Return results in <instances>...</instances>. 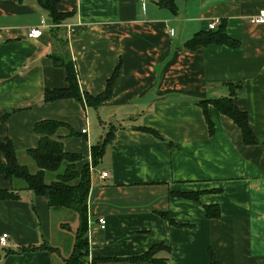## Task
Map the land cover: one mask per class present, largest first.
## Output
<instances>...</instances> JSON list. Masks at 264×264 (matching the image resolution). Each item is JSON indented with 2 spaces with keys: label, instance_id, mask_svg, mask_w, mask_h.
Here are the masks:
<instances>
[{
  "label": "crops",
  "instance_id": "crops-1",
  "mask_svg": "<svg viewBox=\"0 0 264 264\" xmlns=\"http://www.w3.org/2000/svg\"><path fill=\"white\" fill-rule=\"evenodd\" d=\"M170 1L58 0L68 16L53 38L36 0H0V140L8 138L33 172L24 151L37 144L34 123L61 121L73 133L58 130L64 151L80 156L76 168H89L88 264H210L209 249L219 264H264V24L250 22L264 0ZM214 20L236 46L184 48ZM29 27L40 36L27 38ZM62 50L86 95L101 94L117 66L99 106L42 102L44 89L66 86L64 67L51 59ZM218 97L245 112L254 143L244 144L233 120L211 104L208 131L196 101ZM109 125L113 139L93 164L90 146ZM9 188L0 176V189ZM205 205H216L219 217L205 216ZM63 212L26 189L0 199V233L9 236L0 264H64L75 235ZM70 219L77 226L75 214ZM41 240L55 251L17 253ZM154 244L165 246L154 260H128Z\"/></svg>",
  "mask_w": 264,
  "mask_h": 264
},
{
  "label": "trees",
  "instance_id": "trees-1",
  "mask_svg": "<svg viewBox=\"0 0 264 264\" xmlns=\"http://www.w3.org/2000/svg\"><path fill=\"white\" fill-rule=\"evenodd\" d=\"M58 0H36L38 6L42 7L49 16L53 26H50L53 38L56 37V28L68 13L59 12L56 9ZM159 4L169 5L170 0H157ZM216 27V28H215ZM212 30L199 31L184 43V48L195 49L199 45L218 44L227 47H234L237 41L229 38L224 30V22L220 21ZM60 38V37H59ZM62 38V36H61ZM61 44L65 45L66 37H63ZM52 62L55 65H61L65 69L66 86L58 89H44L42 102L55 101L60 98H74L83 102L85 105L97 107L101 101L110 94V84L117 71V66L112 72V76L108 79L105 89L101 94L91 96L80 92L77 84V76L75 75L74 64L69 60L66 50H62L57 55H51ZM201 109L204 122L209 132L213 131L212 124L206 114L207 104H211L219 113L233 120L235 125L242 132V140L244 144L254 143L255 136L250 131L247 124L245 112L240 111L235 104L232 103L231 97H218L216 99H201L196 101ZM8 114V113H7ZM63 128L66 134L73 136V133L61 121L45 119L38 121L33 125V131L38 135L37 144L31 149L24 151L29 161L35 165V170L31 171L30 167L20 162L16 150L13 149L8 138L0 140V153L3 161H0V176L7 179L10 183L9 189H0V199H17L19 189H26L35 195L47 196V206L54 209H68L75 214L77 226L75 228V237L72 250L62 260L64 264H88L86 257L88 256L86 230V198L90 183L89 168L84 165L81 169H77L75 161L80 156L64 151L61 143V135L58 130ZM143 129L142 127H139ZM147 131L156 132L146 129ZM103 137L95 145L90 146L91 162H98L103 153L104 146L111 142L114 136L113 126H108L104 131ZM14 181L20 182L21 187L13 185ZM178 196L184 198H196V194L177 193ZM204 215L208 218L219 217V210L216 205H205ZM162 244H154L139 256L129 258L132 262L154 260L151 259L155 251L164 248ZM55 251L52 246L47 245L43 240L35 245L21 246L17 253L35 250ZM210 264H219L213 257L210 249L207 253Z\"/></svg>",
  "mask_w": 264,
  "mask_h": 264
},
{
  "label": "built area",
  "instance_id": "built-area-1",
  "mask_svg": "<svg viewBox=\"0 0 264 264\" xmlns=\"http://www.w3.org/2000/svg\"><path fill=\"white\" fill-rule=\"evenodd\" d=\"M139 1H144V0H139ZM250 22L254 24H264V8H261L257 10V13H255L253 16H251ZM217 24V20H214L213 22L208 23L207 29H213ZM73 31L72 26H67L66 27V34H70V32ZM41 29L39 27H29L27 28L25 35L28 38H36L39 37L41 34ZM81 132H84V129L81 130ZM99 176L103 179L106 175L105 172H101ZM97 222L99 224L100 228H104L105 226V219L100 217L97 219ZM9 245V236H7V233H0V248H7Z\"/></svg>",
  "mask_w": 264,
  "mask_h": 264
},
{
  "label": "rangeland",
  "instance_id": "rangeland-1",
  "mask_svg": "<svg viewBox=\"0 0 264 264\" xmlns=\"http://www.w3.org/2000/svg\"><path fill=\"white\" fill-rule=\"evenodd\" d=\"M66 212H63V214L60 216L64 221L67 222V224L70 226V231H72V233L74 234L75 232V228H76V225L75 223L76 222H71V219H70V213L74 214L73 212H71L70 210H66ZM75 235V234H74Z\"/></svg>",
  "mask_w": 264,
  "mask_h": 264
},
{
  "label": "bare ground",
  "instance_id": "bare-ground-1",
  "mask_svg": "<svg viewBox=\"0 0 264 264\" xmlns=\"http://www.w3.org/2000/svg\"><path fill=\"white\" fill-rule=\"evenodd\" d=\"M216 28V27H215Z\"/></svg>",
  "mask_w": 264,
  "mask_h": 264
}]
</instances>
